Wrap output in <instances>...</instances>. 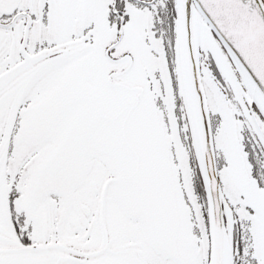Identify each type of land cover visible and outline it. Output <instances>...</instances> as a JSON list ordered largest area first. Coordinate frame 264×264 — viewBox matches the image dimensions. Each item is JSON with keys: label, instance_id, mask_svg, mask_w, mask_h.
<instances>
[{"label": "snow or ice", "instance_id": "obj_1", "mask_svg": "<svg viewBox=\"0 0 264 264\" xmlns=\"http://www.w3.org/2000/svg\"><path fill=\"white\" fill-rule=\"evenodd\" d=\"M0 264H264V0H0Z\"/></svg>", "mask_w": 264, "mask_h": 264}]
</instances>
